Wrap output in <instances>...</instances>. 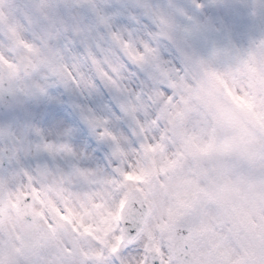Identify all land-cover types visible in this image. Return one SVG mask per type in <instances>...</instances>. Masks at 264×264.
Here are the masks:
<instances>
[{"label": "clouds", "instance_id": "9594fccd", "mask_svg": "<svg viewBox=\"0 0 264 264\" xmlns=\"http://www.w3.org/2000/svg\"><path fill=\"white\" fill-rule=\"evenodd\" d=\"M144 3L167 23L147 13ZM174 3L191 10L190 0ZM105 7L110 28L97 26L92 33L96 39L87 47L70 32L45 45L40 29L26 22L22 38L35 51L0 32V89L45 88L43 96L26 100L40 134L54 146L51 152L34 149L25 161L32 178L17 177L27 195L21 202L23 219L18 221L9 205L0 222V257L5 264H155L161 257L151 251L153 245L163 250V264H168L170 241L161 225L168 223V210L174 205L158 181L147 176L129 179L126 173L150 172L182 146L185 133L206 136L215 130L219 137L231 135V129L212 119L203 102L208 93L214 104L231 111L251 137L264 144V85L249 86L255 74L234 71L228 80L235 95L254 98L251 112L261 114L259 122L189 58L201 45L182 42L190 21L174 14L169 0H107ZM250 20L264 26V13ZM112 32L130 47H122ZM5 59L15 68L11 79L13 68ZM115 65L118 72L111 70ZM260 71L264 74V68ZM185 103L194 111L178 130L176 113ZM5 111L0 103V114ZM31 139L33 145L40 143L35 134ZM59 144L71 151L56 150ZM29 185L38 198H33ZM216 227L218 232L227 230L223 223ZM197 247L206 250L207 240Z\"/></svg>", "mask_w": 264, "mask_h": 264}, {"label": "snow or ice", "instance_id": "6c2138e0", "mask_svg": "<svg viewBox=\"0 0 264 264\" xmlns=\"http://www.w3.org/2000/svg\"><path fill=\"white\" fill-rule=\"evenodd\" d=\"M106 3L107 0H0V32L29 51H35L33 45L22 38V25L26 22L40 29L45 45L49 40L63 39L65 33L70 32L87 47L96 39L92 33L97 26L110 28ZM190 5L191 10L187 5L169 0L173 13L190 21L183 29L182 42L188 45L198 41L201 45L189 58L233 100L242 102L259 122L261 114L251 112L254 98L246 99L247 93L235 95L228 77L234 71L246 70L255 74L254 81L250 77V87L264 85V74L260 71L264 68V35L261 34L264 26L250 20L264 13V0H190ZM142 7L167 23L162 15L153 13L148 4ZM209 11L216 15H209ZM111 35L125 49L130 47L118 33ZM145 48L151 51L146 44ZM135 58L142 59L141 56ZM105 61H108L107 56ZM4 62L13 68L11 79L15 68L6 59ZM111 70L118 72L119 65L112 66ZM170 86L174 88L176 84ZM44 94L45 88L40 85L30 90L26 86L0 89V103L7 109L0 114V222L7 216L9 205L16 210V219H23L21 202L27 193L18 185L17 177L22 174L32 178L25 161L33 157L34 149L35 152L53 150L54 146L36 127L37 120L26 100ZM5 95L11 99L5 100ZM203 102L215 123L231 129V135L219 137L215 130L206 136L185 133L182 146L156 163L150 172L126 173V176L137 180L147 176L158 181L174 205L169 207L168 223L161 225L170 241L168 264H173V260L178 264H264V144H258L231 111L214 104L211 93ZM193 111L194 106L187 103L177 111L175 127L178 130ZM33 134L40 138V143L33 145ZM156 147L162 148V145ZM61 149L71 151L66 144L56 146V150ZM6 163L12 167L5 168ZM76 171L84 175L79 168ZM29 187L33 198H38L36 188ZM195 219L199 220L198 224L193 222ZM221 223L227 227L224 232L217 231L216 226ZM202 239L208 242L204 251L197 247ZM151 251L161 257L155 264H163V250L153 245ZM0 264H5L2 257Z\"/></svg>", "mask_w": 264, "mask_h": 264}]
</instances>
